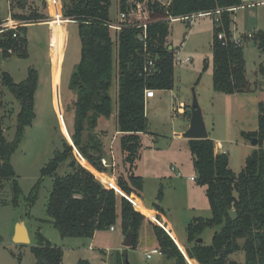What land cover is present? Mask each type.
Returning <instances> with one entry per match:
<instances>
[{"label":"trees","instance_id":"trees-1","mask_svg":"<svg viewBox=\"0 0 264 264\" xmlns=\"http://www.w3.org/2000/svg\"><path fill=\"white\" fill-rule=\"evenodd\" d=\"M64 18L78 25L82 43L81 59L69 83L70 91L76 94L73 102L74 119L69 134L75 148L95 171L104 173L107 169L102 160L106 158L104 142L94 133L101 118L113 116V97L110 92L117 83L116 92L118 132L122 134L120 148L125 155L127 177L119 176L117 185L126 195L140 196L144 179L135 175L137 162L141 157V135L148 133L149 120L146 116L145 91H170L174 88L175 52L169 49L171 22L169 18L186 17L193 14L213 12L243 6L244 0H170L164 4L159 0H117L120 14L127 22L120 30H113L110 9L113 0H62ZM46 2V1H45ZM22 9L25 5L20 6ZM148 15L147 39L139 40L141 28L134 22L145 21ZM234 13L223 12L221 23H214L213 90L216 93L234 95L249 92L251 87L246 78V64L243 46L229 40ZM14 20L26 24L49 21V16L32 12L29 16L14 14ZM2 23L0 12V24ZM224 32L227 43L218 39ZM28 30L7 31L0 35V51L5 59L12 57L28 59ZM17 34V37H14ZM254 44L264 50V32L254 34ZM146 45V46H145ZM12 53H9V51ZM155 58L157 72L149 77L141 73L146 64V55ZM204 71L208 62H204ZM264 75V66L259 68ZM200 78L198 79V84ZM39 74L30 68L27 78L16 83L9 72L0 74V188L1 182H12L14 201L20 187L16 172L11 165V156L24 140L27 128L36 119L35 95L38 90ZM7 88L20 105L17 116L16 135L8 142L3 129L2 88ZM67 106V105H66ZM68 110V107L67 109ZM191 116V112H185ZM66 123L69 122L66 120ZM88 133V138H85ZM246 142L258 140L257 148L247 157L240 173L230 169L228 153L217 154L212 139L188 140L193 157L196 184L206 188V197L211 217L194 218L186 228L185 251L190 260L199 264H238L232 259L237 253H244L245 264H264V107L260 104L258 129L242 132ZM63 149L57 151L42 170L43 177L53 178V188L46 209L52 226L62 238H92L98 231H107L119 226L126 236L133 233L131 249H137L139 232L146 217L115 190L104 187L95 175L82 166L74 148L64 138ZM63 167L67 172L59 176ZM95 171V172H96ZM96 172V173H98ZM163 189L159 190L157 201L162 202ZM31 204L35 196H31ZM159 203L154 209L163 212ZM139 210V209H138ZM212 243L199 244L207 229H216ZM158 249L173 264H188L185 256L172 237L161 227L153 225ZM39 244L32 247L34 264H63L64 253L60 247L50 243L38 233ZM120 258V259H119ZM126 254L117 255V264H124ZM190 262V264H198ZM75 264H91L80 259Z\"/></svg>","mask_w":264,"mask_h":264},{"label":"rangeland","instance_id":"rangeland-1","mask_svg":"<svg viewBox=\"0 0 264 264\" xmlns=\"http://www.w3.org/2000/svg\"><path fill=\"white\" fill-rule=\"evenodd\" d=\"M7 1L11 5L13 15L29 16L32 12H37L39 14H47L50 18L48 22H52L54 19L57 20V18L50 14L53 12L56 15L60 12L62 19L61 15L59 19L64 22L56 25L58 34L54 37L56 40L53 42L52 53H50L52 31L49 30V25L47 27L38 24L32 25L27 33L30 41L28 44V59L17 57L5 59L0 51V73L3 71L9 72L16 83L22 82L27 77L30 68H35L39 74L38 90L35 95L36 119L32 126L27 128L24 140L13 153L10 160L20 187L17 206L13 203L12 182H1L0 264H34L35 257L32 253V247L39 244L38 233L43 235L52 245L63 250L64 264H75L78 260L91 256V252L87 250L93 237L64 239L59 231L52 226L46 209L53 188V178L43 177L42 170L51 161L55 153L63 149V139L65 138L69 143L68 138H71L69 129H71L73 124V102L76 101V94L70 91L69 83L80 62L82 48L78 25L75 22H68L64 18V3L62 0L61 5L60 3L51 5L50 9L45 0H0L2 17L7 15ZM159 1L166 4L168 0ZM249 3L251 2L247 4ZM22 4L25 5L23 9L20 7ZM110 17L114 24L119 23L120 12L117 0L112 1ZM211 19L210 17L198 18L193 20L191 24V21L171 23L169 43L171 42L175 47L182 46L179 59H189L186 63L175 64L172 96L173 98L175 96L176 100L172 99V102L177 107L178 101L184 100L189 104L187 106L189 113L191 112L193 95H196L209 131V138L212 140L213 138L224 140L225 148L230 149V169L235 173H240L245 167L246 156L239 147L240 145L235 144V142L237 140L245 141L241 136L242 132H254L258 129L259 107L262 104L261 101H264V96H261L255 89L257 88L258 79L264 78L259 71V68L264 66V50L255 46L252 38H247L243 44L246 78L252 91L234 95L216 93L213 90L212 82L213 52L211 50V42L213 34L211 32ZM233 20L232 35L236 37H245L248 34H255L259 31L264 32V6H246L244 9L234 13ZM65 27L67 30L66 43ZM207 27L208 31L206 32ZM61 47L65 48L63 56ZM205 60L210 64V68L207 71L203 69ZM199 78L200 81L196 84ZM117 88V83H114L110 92L113 97V116L110 119L101 118L98 127L94 131L102 139L104 146L105 143L108 145L106 162L115 166V168L112 169L103 165L107 169L104 173L115 175L113 179L115 185H117L119 176L127 177L124 154L120 148L122 135L117 136V104L115 99ZM2 100L4 105L2 108L3 129L7 141L12 142L16 135L20 105L14 95L5 87ZM170 100L171 97L169 95L163 97V100L147 106L146 116L148 117L149 125L148 133L144 137V143L155 139L160 143L162 149L167 150L172 145L173 148L179 149L181 155H178V158L166 156L162 166L163 170L168 169L171 172V168L175 167L176 171L171 172V178L156 180L149 176L150 167L148 162L145 161L140 164L139 173L144 174L143 197L149 203L152 200L155 201L154 197L156 196V202L159 203L157 195L159 190L163 189L166 206L163 205L162 207H168L169 219L174 223L175 231L179 238H187L186 228L188 224L196 217H211V211L207 207L204 209L202 204L199 211L189 210L186 206L190 191L198 189L188 180V177L192 174V160L191 155L189 157V154H191L189 149L184 148L186 142L184 139L177 141L172 137L173 129L181 131L180 126L186 123V119L182 114L173 111ZM67 107L68 110H66ZM66 120L69 124L66 123ZM88 136V133H85L86 139ZM231 142H233V145H230ZM246 143L253 149L257 148V146H252L251 142ZM161 154L164 155V153ZM113 156L116 158L115 161ZM77 159L82 166L87 169L91 168L83 159ZM66 172L63 167H60L57 174L62 176ZM179 172L183 175L182 178L177 176ZM92 173L97 179V173ZM98 173L100 174V172ZM99 182L105 187L106 184ZM106 188L111 189L110 186H106ZM32 195L35 196V200L31 204L30 198ZM201 195L204 198L205 194L203 195L201 192ZM145 217V221L161 227L157 220ZM158 221L160 220L158 219ZM20 222H24L28 229L31 239L29 245H19L13 241L16 227ZM218 230L219 228L207 229L203 232L201 238L204 239L205 245L212 243V237ZM146 231L144 229L140 247L135 250L123 246L125 236L119 226L116 227L114 232L110 230L98 231L96 242L109 247L103 264H117L116 257L118 253L126 254L130 264H173V261L167 259L160 249V255L153 256L152 259L146 258L145 249L153 245V239L148 237L153 233L147 236ZM145 236L147 237L145 238ZM153 238L156 239L155 234ZM180 248L186 253L185 247ZM94 252L98 255L101 254L99 250H94ZM232 259L237 261L238 264H245V255L242 252L233 255ZM190 262L196 261L189 259L188 264ZM95 263L102 264L101 261Z\"/></svg>","mask_w":264,"mask_h":264},{"label":"crops","instance_id":"crops-1","mask_svg":"<svg viewBox=\"0 0 264 264\" xmlns=\"http://www.w3.org/2000/svg\"><path fill=\"white\" fill-rule=\"evenodd\" d=\"M170 0L167 1L166 4L169 3ZM255 1V2H254ZM261 1V0H260ZM248 2H251V3H256V2H259V1H256V0H244V3L247 4ZM249 3V4H251ZM165 4V3H164ZM52 16H54L55 18H57V20H53L52 22H43V23H37L38 25H44V26H47L49 25V30L52 31V36H53V42H55L56 39H54L55 36H57L58 34V31H57V28H56V25H58L59 23H62L64 21L60 20L59 19V16H60V12H58L56 15L55 13H51ZM12 18L13 17V13L11 11V5L10 3L7 1V15L5 17H2L1 16V19H2V22L8 20L9 18ZM200 18H205V17H200ZM211 18V17H210ZM198 19V18H196ZM211 22H212V29H211V32L213 34V30H214V23H213V20L211 19ZM193 23V22H190V24ZM32 25L34 24H29L26 26L27 30L29 31L30 27H32ZM208 26V25H207ZM208 31V27L206 28V32ZM55 33V34H54ZM65 35H66V39H65V43H66V40H67V30H66V27H65ZM28 38V37H27ZM213 38V36H212ZM31 40V39H30ZM28 43H30L29 41V38H28ZM54 44V43H53ZM172 49L174 50L175 52V64H178V63H186L187 61H189V59L187 60H182V59H179V54H181V51H182V46L181 47H175L171 42H170ZM62 50H63V54L62 56L64 55L65 53V48L64 47H61ZM181 48V49H180ZM211 50H212V42H211ZM52 53V52H51ZM51 56V55H50ZM208 62V61H207ZM210 68V64L208 62V69ZM212 70H213V66H212ZM29 71V70H28ZM174 71H175V65H174ZM2 73V72H1ZM0 73V74H1ZM12 76V75H11ZM27 76H28V73H27ZM264 76V75H263ZM13 77V76H12ZM27 78V77H26ZM25 78V79H26ZM14 79V78H13ZM24 79V80H25ZM261 79V78H260ZM258 79V83H257V88L255 89L256 91H258V93L261 95V96H264V78L263 79ZM23 80V81H24ZM255 86V87H256ZM2 91H3V94H4V88H2ZM252 91V89L250 90ZM173 94V90H170V91H156V95L153 99H148L146 100V108L147 106H149L151 103H154V102H159L161 100H163V97H167L170 95L171 97V104H172V107H173V111H177L178 113V110H180L179 114H182L185 119H186V123L183 124L182 126H180L181 128V131H176L173 129V132H172V137L174 140H179V139H184L182 137L183 133L186 132L189 128V125H190V117L191 116H187L185 115V112L188 111L187 109V106L189 105L188 103H186L184 100H180L178 101V106L176 107L175 104L172 102V99H175V96L173 98L172 96ZM3 101V100H2ZM262 104H263V107H264V101H261ZM4 106V105H3ZM3 115V114H2ZM176 117V116H174ZM148 118V117H147ZM100 122V121H99ZM208 130V129H207ZM209 132V131H208ZM147 134V133H146ZM146 134H142L141 135V139H142V150H141V157H140V160L137 162V167H136V170H135V175L137 176H141L143 179H144V174L142 173H139V168H140V164L144 163L145 161L148 162V165L150 167V171H149V176L153 177L154 179L156 180H161L163 178H171L172 174V169H171V172H169V170H163L162 169V166H163V161L166 160V156H170L172 158H178V155H181V151L177 148H173V145L172 147H170L169 149H162V147L160 146V143L158 141H156L155 139L154 140H151V142H147V143H144V137L146 136ZM118 135H122L120 132L117 131V136ZM159 138V137H158ZM184 141L186 142V144H184V148H188V140L187 139H184ZM213 141L215 143V152L217 154H220V153H228L229 156H230V149H226L225 146H224V140H221V139H214L213 138ZM235 144L237 145H240L239 147L244 151L245 153V156H246V159L247 157L252 153V151L254 150L253 148H251V146H249L245 141H236ZM230 145H233V142L230 143ZM107 147L108 145H106L105 143V152L106 154L108 155V152H107ZM110 149V148H109ZM189 149V148H188ZM161 153H164L161 154ZM191 154H189V157H190ZM115 156H113V160L115 161L116 158H114ZM125 157V155H124ZM108 158V157H107ZM105 158V159H107ZM246 159H245V162H246ZM191 160H192V164H191V176H196L195 174V171H194V167H193V157L191 155ZM83 161H85L87 163V161L85 159H83ZM113 162V161H112ZM111 162V163H112ZM88 164V163H87ZM115 164V163H114ZM90 166V165H89ZM90 171L92 172H95L94 170H92L91 168H88ZM174 172V171H173ZM172 172V173H173ZM96 173V172H95ZM98 175V180L101 181L103 184H106L105 186H114L115 183H114V178H115V175H107L105 173H97ZM183 176V175H182ZM189 177H188V180H189ZM182 178V177H181ZM195 187H197L198 190H191L190 193H189V198L187 200V203H186V206L189 210H193V211H199V209L201 208V204L203 205V208L205 209L207 207V209L210 210V206H209V203H208V199L206 198V188L205 187H200L196 184V182H193L191 180H189ZM108 184V185H107ZM116 186V185H115ZM201 192L203 193L204 195V198H202V195H201ZM143 192H141L140 196H137L135 194V199H136V202L138 204V209L143 212L145 214V216H147L149 219L151 220H157V222L162 225L165 230H168L169 231V234L170 236L172 237V239L175 241V243L178 245V247H182L184 248L185 245H186V241H187V238H179V236L177 235V232L175 231V226H174V223L171 221V219H169V215L170 213L167 211L168 210V207H162L163 205L166 206V203H165V192H164V197H163V200H162V203L160 204L161 208L164 210L163 212L161 211H158V210H155L154 209V203H156V196L154 197V200L155 201H150L149 203L147 202V200L143 197ZM200 199V200H199ZM147 204V205H146ZM155 215H156V218H158L160 221H158V219L155 218ZM198 218V217H196ZM153 225H156L152 222H149V221H145L140 229V232H139V242H138V247H140V244L142 242V233L145 230L146 231V235L148 236V234H152V235H149L148 237H151V239H153V245H151L152 247H149L148 249H145L146 251L144 252L145 256L146 254H148L149 252H151L152 250L154 249H158V243L156 241V239L153 238V235H154V231H153ZM97 236H98V232H96L93 236V238L91 239L90 241V245L88 247V252L90 251L91 252V256L90 257H84L85 260H88L91 262V264H96L95 262H102V264L104 263V259L106 258V255H107V249L109 247L105 246V245H102V244H99L98 242H96V239H97ZM125 236V235H124ZM145 236V238L147 237ZM124 242V241H123ZM204 244H205V241H204ZM156 245V246H155ZM180 245V246H179ZM57 247V246H56ZM94 250H99L101 252L100 255L96 254L94 252ZM86 252V250H85ZM120 252V251H119ZM64 253V252H63ZM117 259V257H116ZM95 262H94V261ZM79 261V260H78ZM77 261V262H78ZM76 262V263H77ZM94 262V263H93ZM64 264V263H63Z\"/></svg>","mask_w":264,"mask_h":264},{"label":"built area","instance_id":"built-area-1","mask_svg":"<svg viewBox=\"0 0 264 264\" xmlns=\"http://www.w3.org/2000/svg\"><path fill=\"white\" fill-rule=\"evenodd\" d=\"M45 1H46V4H47V6H48L49 9H50V6L51 5H56L58 3H60V5H61V0H45ZM261 5L264 6V0H261V1L256 2V3L244 4L243 6L229 8V9H226V10H224V9H217V10H215L213 12L193 14V15H190V16L180 17V18L170 17L168 21L171 22V23L177 22V21H191V22H193V20H195L196 18H200V17H211L213 19L214 23L216 24V26H218L221 23L220 16H221V14L223 12H232V13H235L236 11H238L240 9H244L246 6L247 7H254V6H261ZM60 15H61V19H62V14H60ZM144 16H145V21L144 22H141V23L134 22L132 24V25H134L135 28H141L143 30L142 33L139 35V40L141 42H143V43H145L146 42V39H147V27H148V24H149V22H148V15L145 14ZM126 22H127L126 15L125 14H120L119 23L118 24H114L113 23L111 25V28L113 30H120L122 28L121 27V24L126 23ZM27 25L28 24H26L23 21L14 20L13 18L10 17L8 20H6V21H4V22H2L0 24V35L3 34V33H5V32H7V31H10V30L17 31L19 28L26 27ZM231 31H232V29H231ZM14 37H17V34H14ZM253 37H254V34H248L245 37H236V36L232 35L229 38V40L231 42H233L234 44H236L237 46H243V44H244V42H245V40L247 38H252L253 39ZM218 39L221 40V41H224V43H227V41H228V38H227V36H226V34L224 32H220L218 34ZM50 48H51V51H50V53H51L52 50H53V48H54L53 36L51 37ZM9 53H12V51L10 50ZM156 72H157V68H156V64H155V58L151 54H147L146 55V64H145L144 70L142 71L141 74L143 76L149 77V76L154 75ZM155 95H156V91L153 90V89H149V90H146L145 91V99L146 100L153 99L155 97ZM179 112H180V110H178V113ZM74 150H75V154H76L77 158H81V160L84 159L82 157V155L78 152L77 149H74ZM102 163H103V165L105 167H108V168L111 167L112 169L115 168V166H112V165L107 164L106 159H103L102 160ZM171 169H172V171H176L175 167H172ZM177 176L180 177V178L183 177L182 174H181V172H179ZM189 180L195 182L196 181V177L195 176H191V177H189ZM110 188L113 189V190H115V192L117 194H120L123 197H125L135 207V209L138 212H140L142 215L145 216V214L143 212H141L140 210H138V204H137L136 199H135V197H136L135 194H131V195L124 194L119 189V187L117 185L116 186L115 185L114 186H110ZM155 217H156V215H155ZM161 227L165 230V228L162 225H161ZM109 230L112 231V232H114L116 230V228L115 227H111ZM165 231L169 234V231L168 230H165ZM160 254H161V252H160L159 249H154L151 252H149L148 254H146V258L147 259H152L153 256L160 255Z\"/></svg>","mask_w":264,"mask_h":264},{"label":"water","instance_id":"water-1","mask_svg":"<svg viewBox=\"0 0 264 264\" xmlns=\"http://www.w3.org/2000/svg\"><path fill=\"white\" fill-rule=\"evenodd\" d=\"M68 22H70V21H68ZM169 49L171 50L172 47H169ZM182 137L184 139H187V140H203V139L209 138V133H208L206 122H205V119L203 116V112H202V109L198 103V100H197L195 94L193 95V100H192V104H191L190 125H189L188 130L183 133ZM68 140H69L70 145L74 149H76L72 139L68 138ZM251 144H252V146H257L258 140L254 139L251 142ZM13 241L19 245H29L31 243L29 232H28V229H27L24 222H20L17 225ZM197 243H199V244L204 243V239L203 238L198 239ZM132 245H133V233L130 231L125 236L123 246L125 248H131ZM179 249L189 263V257L187 256V254L184 253V251L181 250V248H179ZM124 264H130V262L127 260V258L125 259Z\"/></svg>","mask_w":264,"mask_h":264}]
</instances>
